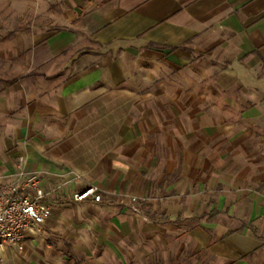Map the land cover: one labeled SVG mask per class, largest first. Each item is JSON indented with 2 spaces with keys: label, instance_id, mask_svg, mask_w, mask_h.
Segmentation results:
<instances>
[{
  "label": "crops",
  "instance_id": "crops-1",
  "mask_svg": "<svg viewBox=\"0 0 264 264\" xmlns=\"http://www.w3.org/2000/svg\"><path fill=\"white\" fill-rule=\"evenodd\" d=\"M40 4L0 93V178L61 185L52 217L80 204L169 235L150 245L166 264H264V0ZM89 185L101 202L67 199Z\"/></svg>",
  "mask_w": 264,
  "mask_h": 264
},
{
  "label": "rangeland",
  "instance_id": "rangeland-1",
  "mask_svg": "<svg viewBox=\"0 0 264 264\" xmlns=\"http://www.w3.org/2000/svg\"><path fill=\"white\" fill-rule=\"evenodd\" d=\"M40 2L0 0V93L6 91L3 89L6 77L16 74L21 61L14 54L17 50L15 34L23 30L33 31L37 19L49 16L51 8L46 9L44 5L42 8ZM222 110V113L226 112L225 107ZM256 129L259 127L256 126ZM250 150L254 156L258 154L256 147ZM59 209L45 226L40 242L34 244L38 248L34 254L14 251L6 255V261L13 264H166L161 246L154 248L150 245L153 241L169 240V235L158 239L145 233L130 234L118 225L106 227L112 220L106 219L105 223L98 209L89 210L80 204H64ZM131 210L147 215L151 208L143 204ZM174 222L177 223L178 219ZM176 264H181L178 259Z\"/></svg>",
  "mask_w": 264,
  "mask_h": 264
},
{
  "label": "built area",
  "instance_id": "built-area-1",
  "mask_svg": "<svg viewBox=\"0 0 264 264\" xmlns=\"http://www.w3.org/2000/svg\"><path fill=\"white\" fill-rule=\"evenodd\" d=\"M61 187L43 188L38 173L25 168L14 176L0 178V260L7 252L22 254L29 243L40 242L54 206L64 201ZM67 199L99 203L101 189L97 185L85 186L68 193ZM130 199L135 206L145 202L136 196Z\"/></svg>",
  "mask_w": 264,
  "mask_h": 264
}]
</instances>
